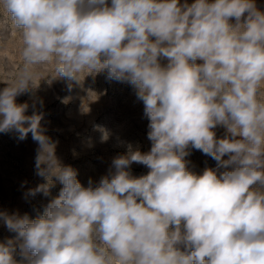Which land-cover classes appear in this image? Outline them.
<instances>
[{"label": "clouds", "instance_id": "clouds-1", "mask_svg": "<svg viewBox=\"0 0 264 264\" xmlns=\"http://www.w3.org/2000/svg\"><path fill=\"white\" fill-rule=\"evenodd\" d=\"M0 10L19 33L23 63L0 90V132H31L38 143L36 174L46 183L31 195L48 196L53 178L62 185L35 219L0 211L16 233L0 242V264H264V11L256 0H0ZM105 71L143 102L151 148L128 144L85 187L56 157L42 114L26 115L29 104L16 100L45 78H63L71 91ZM191 149L216 167L190 170ZM133 163L149 172L133 176Z\"/></svg>", "mask_w": 264, "mask_h": 264}, {"label": "rangeland", "instance_id": "rangeland-1", "mask_svg": "<svg viewBox=\"0 0 264 264\" xmlns=\"http://www.w3.org/2000/svg\"><path fill=\"white\" fill-rule=\"evenodd\" d=\"M193 2L188 0L189 4ZM256 4L264 11V0H256ZM19 45L18 31L9 16L0 10V90L8 86L4 81L13 80L23 67ZM161 63L166 65L167 60L163 59ZM16 102L29 104L26 115L31 116L34 111L42 114L40 124L46 129L45 134L56 142V157L62 165L76 170L77 179L85 187L89 179L99 182L107 175L113 159L126 154L128 144L144 153L151 148L147 137L149 121L143 115V102L137 99L133 86L108 79L106 71L87 75L80 84L73 82L71 91L65 79L45 78L38 88L18 96ZM34 102L35 108L32 107ZM215 132L218 138L226 136L223 127H218ZM105 133L108 134L106 141L102 139ZM19 135L15 130L0 132V211L9 215L27 214L30 219H35L49 201L59 195L62 185L53 178L54 186L48 196L42 192L30 194L29 190L46 181L36 174L38 143L31 132L24 139ZM186 160L196 174L217 165L214 159L196 149H191ZM130 171L139 177L146 175L149 169L133 163ZM15 236L16 233L0 221V242ZM14 258L22 259L19 249Z\"/></svg>", "mask_w": 264, "mask_h": 264}]
</instances>
